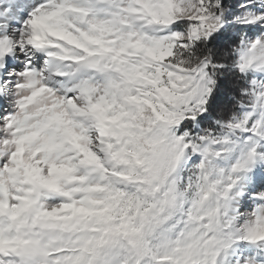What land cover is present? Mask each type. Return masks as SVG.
<instances>
[{"label": "clouds", "instance_id": "9594fccd", "mask_svg": "<svg viewBox=\"0 0 264 264\" xmlns=\"http://www.w3.org/2000/svg\"><path fill=\"white\" fill-rule=\"evenodd\" d=\"M0 264H264V0H0Z\"/></svg>", "mask_w": 264, "mask_h": 264}, {"label": "rangeland", "instance_id": "374dc122", "mask_svg": "<svg viewBox=\"0 0 264 264\" xmlns=\"http://www.w3.org/2000/svg\"><path fill=\"white\" fill-rule=\"evenodd\" d=\"M219 99H220V98L218 97V98H217V101H219Z\"/></svg>", "mask_w": 264, "mask_h": 264}]
</instances>
